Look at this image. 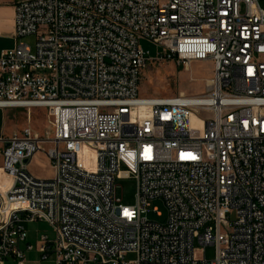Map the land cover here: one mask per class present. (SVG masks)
<instances>
[{"label": "built area", "instance_id": "obj_1", "mask_svg": "<svg viewBox=\"0 0 264 264\" xmlns=\"http://www.w3.org/2000/svg\"><path fill=\"white\" fill-rule=\"evenodd\" d=\"M12 5L0 109H42L47 123L0 137V264H26L37 220L55 238L40 237L35 264H264V0ZM28 36L32 47L17 42ZM207 61L205 93L139 97L149 63ZM39 152L51 178L28 171ZM123 179L133 205L117 197ZM155 199L164 224L144 217Z\"/></svg>", "mask_w": 264, "mask_h": 264}, {"label": "rangeland", "instance_id": "obj_2", "mask_svg": "<svg viewBox=\"0 0 264 264\" xmlns=\"http://www.w3.org/2000/svg\"><path fill=\"white\" fill-rule=\"evenodd\" d=\"M262 5V1H261ZM17 42L25 43L32 47L35 38L33 36L18 38ZM14 42L0 41V47H11ZM12 46V47H13ZM140 46L148 51L152 57L156 54V47L148 42H140ZM213 65L211 62H191L187 69L174 62H151L143 70L139 82V97L142 98H168L178 96L181 92L187 96H197L205 93V81L212 77ZM31 116L30 126L43 132L46 127V112L40 109H32L29 111ZM27 110H1L0 109V128L4 122L14 125L15 127L23 128L28 124L26 121ZM36 132V131H35ZM36 159L31 160L28 165V171L36 178L48 179L53 176V171L50 168L47 158L43 152L35 154ZM34 158V157H33ZM116 185L117 197L123 204L133 205L135 203V184L133 180L123 179L117 180ZM147 220L164 224L167 217V210L162 201L155 199L149 201L144 216ZM232 219L233 216H230ZM25 231L27 242L33 246V250L26 252L25 258L27 264H35L38 260L37 247L39 239L46 236L52 241L55 234L52 228L44 221H35L25 223ZM195 248H201L198 243H195ZM198 254V253H197ZM206 260H212L215 256V248L212 245L204 247V254H201ZM200 256V255H199ZM126 260H131L132 256H127ZM6 264H15L12 259H8ZM42 264H52L49 260Z\"/></svg>", "mask_w": 264, "mask_h": 264}, {"label": "crops", "instance_id": "obj_3", "mask_svg": "<svg viewBox=\"0 0 264 264\" xmlns=\"http://www.w3.org/2000/svg\"><path fill=\"white\" fill-rule=\"evenodd\" d=\"M13 0H0V41H8L10 43L14 42L13 38V33H14V23H13V18H14V10H13ZM13 46V44H12ZM9 47H0V52L3 50L11 49ZM1 110H16L12 108H6V109H1ZM42 111V109H40ZM26 121L28 124L24 126L23 128L15 127L12 124H9L8 122H4L3 125L0 128V137L2 136H10L13 132H20L26 127H30L32 130L41 133L38 131V129H34V127L30 126L31 124V116L30 112L27 113ZM37 156L35 155L34 159H36ZM27 252V251H26ZM25 252V254H26ZM7 262V261H6ZM5 262V264H6ZM12 262L13 259H12ZM15 263V262H14ZM28 262L26 261V264Z\"/></svg>", "mask_w": 264, "mask_h": 264}, {"label": "bare ground", "instance_id": "obj_4", "mask_svg": "<svg viewBox=\"0 0 264 264\" xmlns=\"http://www.w3.org/2000/svg\"><path fill=\"white\" fill-rule=\"evenodd\" d=\"M180 94L183 95L182 92ZM147 112H148V109L147 108H145V109L142 110V114H144V115L147 114ZM191 126L192 127L198 126V122H197V120L195 118H192L191 119ZM9 184H10V178H8L7 176H5L0 171V191L1 192H4L8 188Z\"/></svg>", "mask_w": 264, "mask_h": 264}]
</instances>
